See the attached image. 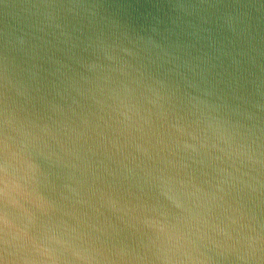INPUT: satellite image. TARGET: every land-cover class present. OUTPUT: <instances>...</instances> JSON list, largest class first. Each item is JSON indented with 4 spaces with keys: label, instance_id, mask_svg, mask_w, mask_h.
<instances>
[{
    "label": "clouds",
    "instance_id": "obj_1",
    "mask_svg": "<svg viewBox=\"0 0 264 264\" xmlns=\"http://www.w3.org/2000/svg\"><path fill=\"white\" fill-rule=\"evenodd\" d=\"M0 264H264V0H0Z\"/></svg>",
    "mask_w": 264,
    "mask_h": 264
}]
</instances>
